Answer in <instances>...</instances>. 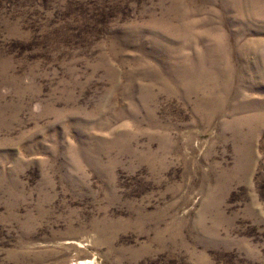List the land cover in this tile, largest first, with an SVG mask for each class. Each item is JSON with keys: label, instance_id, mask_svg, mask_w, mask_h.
Returning <instances> with one entry per match:
<instances>
[{"label": "rangeland", "instance_id": "rangeland-1", "mask_svg": "<svg viewBox=\"0 0 264 264\" xmlns=\"http://www.w3.org/2000/svg\"><path fill=\"white\" fill-rule=\"evenodd\" d=\"M0 264H264V0H0Z\"/></svg>", "mask_w": 264, "mask_h": 264}]
</instances>
